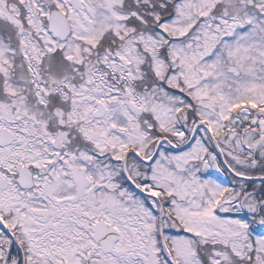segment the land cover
Segmentation results:
<instances>
[{
  "label": "snow or ice",
  "instance_id": "obj_1",
  "mask_svg": "<svg viewBox=\"0 0 264 264\" xmlns=\"http://www.w3.org/2000/svg\"><path fill=\"white\" fill-rule=\"evenodd\" d=\"M0 264H264V0H0Z\"/></svg>",
  "mask_w": 264,
  "mask_h": 264
}]
</instances>
